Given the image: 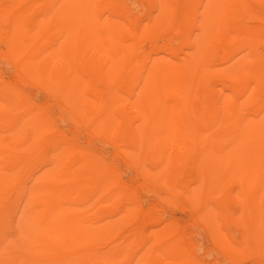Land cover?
Listing matches in <instances>:
<instances>
[{
  "label": "bare ground",
  "instance_id": "6f19581e",
  "mask_svg": "<svg viewBox=\"0 0 264 264\" xmlns=\"http://www.w3.org/2000/svg\"><path fill=\"white\" fill-rule=\"evenodd\" d=\"M240 261L264 264V0H0V264Z\"/></svg>",
  "mask_w": 264,
  "mask_h": 264
},
{
  "label": "rangeland",
  "instance_id": "374dc122",
  "mask_svg": "<svg viewBox=\"0 0 264 264\" xmlns=\"http://www.w3.org/2000/svg\"><path fill=\"white\" fill-rule=\"evenodd\" d=\"M108 148V147H107ZM135 179L133 178H131V180H130V178L128 179V181L129 182H131L132 181V184L133 183H135V181H134ZM141 193H143V192H141ZM141 193H140V196H141ZM145 194V196L142 194V196H144V198L146 199V200H152V199H154V195L152 196L151 195V193H144ZM151 196L153 197V198H151ZM148 197V198H147ZM163 209H166V208H163ZM173 209H175V210H173ZM173 209H171V210H168V213H167V215H166V213H165V211H163V213H161L162 215H163V217L161 216L160 218L161 219H166L167 218V216L169 215V214H171V216L172 217H174V218H177L178 219V221H179V223L182 225V227H183V225L185 226L184 228L188 231H190V228L188 227V226H191V224L194 222V218H191V217H194V215L192 214L193 212L192 211H190L191 209H189V210H186V209H188V208H182V207H174ZM178 209H179V211H178ZM177 211H178V213H177ZM150 212H145V214L146 215H148ZM165 213V214H164ZM176 213H177V215H176ZM181 215H180V214ZM186 213V214H185ZM166 215V216H165ZM191 215V216H190ZM165 216V217H164ZM184 216V217H183ZM181 219V220H180ZM191 219H192V221H191ZM189 220V221H188ZM186 224V225H185ZM190 224V225H189ZM186 227H188V228H186ZM202 244V245H201ZM200 244V247H201V250H202V252L205 250V244L206 243H201ZM201 252V251H200ZM251 264L250 262L248 263L247 261H240V262H236L235 264Z\"/></svg>",
  "mask_w": 264,
  "mask_h": 264
}]
</instances>
